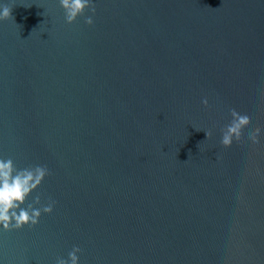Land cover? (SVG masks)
<instances>
[{"label":"water","instance_id":"obj_1","mask_svg":"<svg viewBox=\"0 0 264 264\" xmlns=\"http://www.w3.org/2000/svg\"><path fill=\"white\" fill-rule=\"evenodd\" d=\"M6 2L0 156L46 164L29 202L55 206L0 230V261L264 264V136L220 140L229 102L264 127V3L95 0L69 23Z\"/></svg>","mask_w":264,"mask_h":264},{"label":"clouds","instance_id":"obj_2","mask_svg":"<svg viewBox=\"0 0 264 264\" xmlns=\"http://www.w3.org/2000/svg\"><path fill=\"white\" fill-rule=\"evenodd\" d=\"M65 9V18L69 23L85 13L86 10L96 12L95 0H59ZM264 3V0H261ZM12 17V7L6 0H0V20ZM88 24H93L94 16H86ZM205 105L209 104L208 97L203 98ZM252 117L248 107H241L229 102L225 118L220 128V140L227 143L234 137L253 143H260L264 136V127L260 125L245 128V123ZM207 136H212L211 130H206ZM50 168L46 164L18 168L11 157L0 156V230L21 229L26 225L40 223L44 213H52L55 201L49 198L47 203L42 201L40 195H36L31 202L29 197L44 183L50 175ZM79 245H74L68 253V257L59 256L54 264H80ZM0 264H3L0 261Z\"/></svg>","mask_w":264,"mask_h":264}]
</instances>
